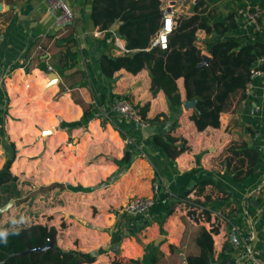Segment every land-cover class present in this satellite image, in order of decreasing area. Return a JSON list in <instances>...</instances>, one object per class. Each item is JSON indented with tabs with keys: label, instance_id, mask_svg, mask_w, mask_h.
<instances>
[{
	"label": "crops",
	"instance_id": "crops-1",
	"mask_svg": "<svg viewBox=\"0 0 264 264\" xmlns=\"http://www.w3.org/2000/svg\"><path fill=\"white\" fill-rule=\"evenodd\" d=\"M63 1L72 19L57 24L58 11L49 10L45 0H0V130L13 141V162H35L43 180L52 181L56 189L62 186L72 198L69 207L76 217L67 218L73 222L68 230L79 238L78 245L70 247L92 251L115 239L122 249L106 248L101 264L115 253L141 258L144 264H186L185 254L197 252L193 237L198 224L208 227V222L189 219L182 202L172 205L173 196L211 177L227 192L226 198L216 190L211 194L218 197L214 213L219 221L212 234L213 258L251 264L244 255L248 246L264 264V72L252 78L243 96L239 91L231 94L217 126L197 130L188 117L191 107L169 106L161 90L151 94L145 67L134 73L120 67L110 77L103 75L100 54L127 52L119 47L124 40L113 26L104 31L92 24L89 0ZM167 1L173 4L172 16L190 13L191 7L179 9V0ZM160 6L164 10L161 0ZM196 34L199 39L212 37L203 30ZM230 34L264 43V18L256 27L237 15L236 26L227 30ZM67 48L74 52L73 59L65 56ZM48 71L55 72L57 82L46 84ZM175 84L182 102V78ZM122 95L134 106L147 102L146 127L113 110ZM83 107L89 109L84 118ZM166 131L185 138L188 145L173 159L151 139L153 132ZM237 144L260 152L255 172L240 181L233 180L224 161L228 147ZM125 148L130 156L121 166L115 159ZM153 181L157 190L150 210L131 214V219L117 211L130 195H150ZM91 206L97 210L93 216ZM82 212L88 221L80 217ZM96 260L97 254L83 264Z\"/></svg>",
	"mask_w": 264,
	"mask_h": 264
},
{
	"label": "trees",
	"instance_id": "trees-1",
	"mask_svg": "<svg viewBox=\"0 0 264 264\" xmlns=\"http://www.w3.org/2000/svg\"><path fill=\"white\" fill-rule=\"evenodd\" d=\"M246 3V0L193 1L190 13L173 14L174 24L167 33L166 46L160 48L150 44L161 24L163 9L160 0H89L92 24L104 31L113 26L115 35L124 40L127 49V52L114 56L100 54V72L110 77L120 67L131 73L145 67L150 77L151 94L161 90L172 107L181 103L175 84V79L181 77L184 98L194 100L188 117L195 128L215 127L231 94L239 91V96H243L249 68L254 65L264 72V57L259 59L264 56V43L257 39L249 40L244 34L227 35L228 28L236 26L237 8ZM248 3L264 7V0H250ZM198 30L212 37L199 39ZM202 54H206L203 63ZM66 55L73 59L74 52L67 48ZM135 107L145 120L150 121L145 115L147 102ZM88 114L89 109L83 107L81 117ZM151 139L170 159L188 148L185 138L171 135L168 131L163 134L153 132ZM3 149L9 155L0 166V185L14 178L9 165L15 149L8 146ZM129 156V150L125 148L121 158L115 159V162L122 166ZM224 161L233 180L240 181L255 172L260 152L256 147L237 144L228 147ZM207 185L211 190H205ZM213 190L221 192L220 198H226L227 192L211 177L200 179L173 196L172 205L182 202L185 214L193 215L192 220L208 222V227L198 224L193 237L197 252L185 254L186 264H225L212 256V234L217 233L219 225L214 213L218 197L217 194L211 196ZM171 210L172 206L167 207L168 213ZM211 214H214L213 220H210ZM2 228L9 232L20 230L18 235H9L6 245L0 243V264H83L96 258V253L92 251L56 244L53 225L6 224ZM48 243L51 244L46 248L37 249ZM106 264L143 263L141 258L115 253Z\"/></svg>",
	"mask_w": 264,
	"mask_h": 264
},
{
	"label": "rangeland",
	"instance_id": "rangeland-1",
	"mask_svg": "<svg viewBox=\"0 0 264 264\" xmlns=\"http://www.w3.org/2000/svg\"><path fill=\"white\" fill-rule=\"evenodd\" d=\"M184 3L180 5V2ZM193 0H179V9L189 11ZM164 10L172 14L173 4L167 0H161ZM168 8V10L166 9ZM0 127L1 124H0ZM4 129L0 130V157L2 158L0 166L4 159L9 155V152L4 150L5 147H14L12 140L5 138ZM70 141V138H68ZM16 151V150H15ZM15 154V152H14ZM9 171L14 175L13 179L0 185V228L6 224H24L21 218L27 217V224L30 223H46L47 225H53L55 233V242L61 247H72V245H78V236L72 231H69V227L72 225V220L75 216L71 210L70 202L72 198L67 196V190L59 186V189L54 188L53 182L43 180L42 175L39 173V167L36 163L22 164L20 162H13L9 167ZM10 201L8 207L4 206ZM78 206V205H77ZM151 208V207H150ZM150 208L148 210H150ZM147 210V211H148ZM118 212H122L124 215H128L127 219H131V214L121 210V206ZM89 215H94L97 210L94 206L88 208ZM85 212L80 214V217L85 221L87 218L84 216ZM72 218V219H67ZM74 220V219H73ZM80 223L81 221L75 220ZM120 242L117 240H111L107 245L100 244L95 247L92 252L96 253L98 260L96 264H101L106 256H103L102 252L107 248L113 251H119ZM144 264V263H143ZM145 264H149L145 262Z\"/></svg>",
	"mask_w": 264,
	"mask_h": 264
},
{
	"label": "built area",
	"instance_id": "built-area-1",
	"mask_svg": "<svg viewBox=\"0 0 264 264\" xmlns=\"http://www.w3.org/2000/svg\"><path fill=\"white\" fill-rule=\"evenodd\" d=\"M46 7L49 10H57L55 20L57 24H65L71 21L72 12L68 5L63 0H45ZM237 14L239 17L251 21L256 27H258L259 21L264 18V7L257 4L246 3L243 6L237 8ZM174 24L172 15L168 11L163 10L161 16V24L156 33L150 40L151 45H158L160 48H164L167 42V33L170 31ZM121 50L126 51L127 49L121 44L119 45ZM50 67L47 66V69ZM263 72L256 66H251L248 71V78L246 80L244 91L247 92L251 85V80L255 76L262 75ZM113 110L123 119L127 121H133L139 127H146L149 121L145 120L138 111V109L125 97H119L115 99L113 104ZM152 192L150 195H130L121 204V210L129 213L136 214L147 211L154 203V194L157 190V181L151 183ZM189 219H193V215L189 214ZM244 255L251 258V264H262L259 260L252 256L251 249L248 246L244 248Z\"/></svg>",
	"mask_w": 264,
	"mask_h": 264
},
{
	"label": "water",
	"instance_id": "water-1",
	"mask_svg": "<svg viewBox=\"0 0 264 264\" xmlns=\"http://www.w3.org/2000/svg\"><path fill=\"white\" fill-rule=\"evenodd\" d=\"M195 1V0H194ZM1 6V4H0ZM205 58H206V54H202V60H201V63H203L205 61ZM47 83L46 84H50L52 82H57L58 79L55 75V72L53 71H48L47 72ZM181 105L183 108L187 109L189 107H193L194 106V100L193 99H186L184 98L181 102ZM41 136H43V133H41ZM10 204V201L4 206V208L8 207ZM51 243H48L47 245L45 246H42V247H38L37 249H43V248H46L47 246H49ZM226 264H231V261H228Z\"/></svg>",
	"mask_w": 264,
	"mask_h": 264
},
{
	"label": "clouds",
	"instance_id": "clouds-1",
	"mask_svg": "<svg viewBox=\"0 0 264 264\" xmlns=\"http://www.w3.org/2000/svg\"><path fill=\"white\" fill-rule=\"evenodd\" d=\"M21 220L23 221L24 225L27 224L28 220H27V217L23 216L21 218ZM19 230L20 229H16L12 232H9L8 230H5L3 228H0V243H3V244H7L8 243V237L10 234L12 235H18L19 234Z\"/></svg>",
	"mask_w": 264,
	"mask_h": 264
}]
</instances>
